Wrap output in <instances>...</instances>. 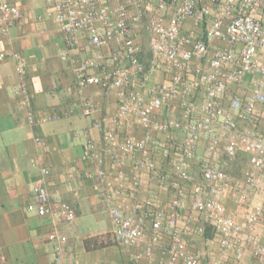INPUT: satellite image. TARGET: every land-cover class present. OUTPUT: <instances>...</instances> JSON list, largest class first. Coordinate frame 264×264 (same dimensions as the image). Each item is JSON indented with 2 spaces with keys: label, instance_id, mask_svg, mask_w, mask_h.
<instances>
[{
  "label": "built area",
  "instance_id": "1",
  "mask_svg": "<svg viewBox=\"0 0 264 264\" xmlns=\"http://www.w3.org/2000/svg\"><path fill=\"white\" fill-rule=\"evenodd\" d=\"M47 17L59 29L67 52L85 51L80 45L81 37L91 49L90 56L78 60L68 54L61 57L70 63L74 85L78 89L98 88L103 97L113 96L117 103L111 119L113 127H105L102 121L91 126L102 133L101 149L85 133L83 160L88 162L89 171L74 167L67 173V180L72 183L94 180L107 209L112 241L130 251L137 263L156 264L155 248L162 237H167L160 264H202L201 255L187 248L178 229L179 212L187 209L198 214L203 222V227H195V232L203 234L209 228L217 236L219 251L233 252L239 262L243 246L247 245L253 262L264 264V245L256 232L258 225L264 226V207L255 205L243 222L235 221L221 202L229 178L213 162L221 155L233 160L239 151L247 157L249 169L234 197L236 205H246L247 190L257 188L260 175H264V136L254 131L256 105L264 104V0H55ZM21 18L22 12L16 5L0 0V41L9 43L10 30ZM185 22L191 24L188 33L182 32ZM138 28L147 36V62L142 60V48L135 39ZM214 40L223 46L214 49L208 59ZM103 49H107V56ZM5 60L14 64L17 86L13 94L19 99L28 125L36 127L60 120L58 113H35L19 55L0 51V62ZM193 60L208 61L205 65H192ZM159 67L169 71V81L147 86L150 73ZM247 77L248 95H231L225 109L222 99L231 87H241ZM174 104L181 109L183 118L158 120V114L169 111ZM72 107H79L83 118L96 112L90 99H82ZM233 114L245 124L241 130ZM131 119L142 135L120 137L116 128ZM216 124L227 135L222 149ZM178 132L183 134L181 139ZM153 133L164 137L154 141L162 157L167 158L169 151L175 153L170 161L171 174L176 179L170 184L171 194L166 204L151 196L138 203L134 212L125 211L115 204V199L124 190V166L129 156H136L137 171L156 174L158 189L167 184L168 176L157 172L151 153ZM200 141L205 142L210 161L201 171L200 182H196L190 167ZM34 142L38 148L45 146L40 138ZM105 157L117 168L115 180L104 168ZM183 183L192 185L187 205ZM52 186L49 169L40 166L33 183L35 208L38 216L49 218L54 226L50 238L55 243L56 259L61 262L67 241L55 227L70 224L76 217L67 202L51 194ZM139 189L140 182L134 179L132 190L137 193ZM207 264L223 263L214 260Z\"/></svg>",
  "mask_w": 264,
  "mask_h": 264
},
{
  "label": "crops",
  "instance_id": "2",
  "mask_svg": "<svg viewBox=\"0 0 264 264\" xmlns=\"http://www.w3.org/2000/svg\"><path fill=\"white\" fill-rule=\"evenodd\" d=\"M4 1L16 5L22 12V18L11 28L9 43L5 40L0 41V51L5 54L14 52L19 55L26 71L29 95L35 113L40 116L58 113L61 119L36 127L28 125L24 112L20 108L19 99L13 94L17 86L14 64L11 60L0 62V264H96L101 257H96L94 254L99 252L96 250L100 247H94L89 241L98 236L103 229L90 233L86 230H88V224L102 222V227H107L110 234L107 209L98 195L92 178H87L81 183H72L67 180V173L74 167L89 171L88 162L83 160L85 133L97 147L100 149L103 147L102 133L92 129L91 126L96 121H102L105 127H113L111 119L117 109L116 100L113 96L103 97L98 88L78 89L74 85L70 63L62 61V55L68 54L70 58L78 60L81 57L90 56L92 52L84 37H81L80 45L85 48V51L67 52L65 50L59 29L47 17L55 0ZM191 29L189 22L183 23V33H188ZM140 31L146 36L143 29H136L135 39L138 43ZM220 46L223 44L216 40L212 41L207 58H211L214 49ZM103 52L106 56L108 55L107 49H103ZM141 58L147 62V48L142 49ZM207 61L193 60L192 65H205ZM169 79V71L165 67H159L155 72L150 73L147 86L165 83ZM188 79L192 77L189 76ZM239 88L231 87L228 95L222 99L225 109L231 95H243ZM82 99H90L96 106V112L90 118H83L80 108L72 107L73 103ZM179 109L177 104L170 109V116L173 119L183 118ZM174 110L177 112L171 114ZM255 111L261 112V119L264 118V104L256 105ZM163 113L164 110L158 114L157 118L159 119ZM232 116L237 126H245L238 119L237 114ZM116 130L120 137L126 134L136 137L142 135V131L133 119L123 122ZM215 130L220 137V149H222L227 135L223 133L219 124L215 125ZM261 133L264 134V124L261 125ZM182 136L183 134L178 132V139ZM162 137L163 135L158 133L152 135L151 153L157 172H160L159 166L162 161L156 153L158 148L155 147V142L160 138V141L164 140ZM35 138L44 141V148L36 146ZM198 154H205L210 159L204 141H200L196 149V155ZM40 156H42L41 159ZM135 160V155L127 158L124 166V190L121 196L115 199V204L128 212H134L136 205L148 197L155 195L161 200L168 198L165 188H157L156 174L137 171L134 167ZM217 160L216 162L219 161ZM40 166L50 171L51 180L54 182V186L50 189L51 194L67 202L73 208L76 217L70 224H59L55 227L59 235L67 241L63 248L64 256L61 262L56 259L55 243L50 238L54 226L49 218L38 216L35 208L33 183ZM104 168L111 179L115 180L117 168L108 157H105ZM263 177L264 175H260V178ZM134 179L140 182L137 193L132 190ZM236 184L238 182L235 177H229L221 202L226 213L235 221L243 222L252 206L235 204L231 189L234 188L232 185ZM241 184L243 185V180ZM254 190L248 193L251 203L258 202L260 199L257 192H253ZM183 210L179 212L180 217ZM136 212L144 213V211ZM104 215L107 216L106 220ZM178 222V227L183 226V230L178 228L183 233V237L188 236L187 248L201 255L202 264H207L211 260H217L223 264H255L249 246H243V258L238 262L233 252H221L216 249L217 251L214 250L212 253L211 250L205 249L201 235L195 232V228L194 233L187 230L190 226L189 221L179 218ZM192 226L190 227L193 229ZM256 232L261 244L264 245V226L258 225ZM167 239V237L161 238L155 248V259L165 256ZM190 241H192L191 245ZM86 244L89 245L86 246ZM121 249L124 248L121 247Z\"/></svg>",
  "mask_w": 264,
  "mask_h": 264
},
{
  "label": "rangeland",
  "instance_id": "3",
  "mask_svg": "<svg viewBox=\"0 0 264 264\" xmlns=\"http://www.w3.org/2000/svg\"><path fill=\"white\" fill-rule=\"evenodd\" d=\"M203 30V29H202ZM139 34V43L142 49H146L147 48V36H145L141 31L138 33ZM249 89H250V79L247 77L243 83V85L239 88L240 93L243 94L241 97H245L248 95L249 93ZM229 101V100H228ZM180 110V109H179ZM175 112L177 111H172L171 114H175ZM182 113V111H181ZM255 124H254V131L258 136H264V134L261 133V125L264 124V118L261 119V112H257L255 111ZM160 121L162 120H166V119H173L172 116H170V110H164V113L162 116L159 117ZM158 119V120H159ZM239 119V118H238ZM240 120V119H239ZM263 120V121H262ZM261 121L263 122L261 124ZM245 126L239 127L238 126V130H241L242 128H244ZM163 139V137H162ZM161 140V138H160ZM158 140V141H160ZM159 151V149H158ZM158 153V158L161 159V163L159 166L160 171H162L163 173H165L168 176V181L165 188V192H167L168 198L169 195L171 194V189H170V184L172 182H174L175 176L173 174H171V168H170V161L175 157L174 156V152L169 151V155L167 158L162 157V155L160 154V151ZM217 160V159H216ZM214 162V164L217 166V168L220 171H223L228 178L234 176L235 180L238 182V184L236 185H232L234 186V188L231 189V193H233L234 197L235 194L237 192V190L242 188V180L244 177V173L246 171H248L249 169V165L247 162V157H245V155H243L240 151L238 152V154L236 155L235 159L233 160H228L226 159L223 155L221 157L218 158V162ZM210 161V159L208 157H206L205 154L203 155H196L195 154V159L194 161L191 163V167H190V174L191 176L194 178V180L196 182H200V174L201 171L203 169V167L205 166V164ZM241 184V185H240ZM183 189L185 191V193L187 194V198H186V205L189 202V195L192 189V185L190 183H183L182 184ZM255 190L253 192H257V194L260 196V199L258 202L255 203H251V201H249L250 196L248 195L250 190L253 189H249L247 190V203L246 205H250V206H255V205H263L264 207V203H263V199H264V177L260 178L259 181V186L257 188H254ZM158 191V189H157ZM164 192V191H163ZM155 196V195H154ZM233 197V199H234ZM159 198V197H158ZM168 198L165 200H160L162 201V203L166 204L168 201ZM106 215H104V219L106 220ZM166 217V215H165ZM179 218H182L184 221H189V225L192 226L194 225L193 229L189 226V228L187 230L190 231V233H194L193 230L195 227H203V222L201 221L200 217L198 214H192L189 213L187 209H184L182 211V216ZM179 223V222H178ZM193 223V224H192ZM98 225H99V229H98ZM179 226V225H178ZM179 229L183 230V226L178 227ZM100 232V234L96 237H93L92 239H90L89 243L91 245H93L94 247H100L98 250L99 251L97 253H95L94 255L97 257H101L100 260H98V262H96V264H139L136 261H134L131 257V252L127 251L124 249H121V247L117 246L111 239V236L107 230V227H102V222L101 224H88V230H86V232L90 233V232H97L98 230H102ZM201 238H202V244L204 245L205 249H209L212 251L217 249V236L209 229V228H205V232L203 234H198ZM196 236V235H195ZM187 237L188 236H184V241L187 245ZM168 242V239H167ZM189 244V243H188ZM192 244V241H190V245ZM216 245V246H215ZM217 251V250H216ZM164 259V255H162L160 257V259H155L157 264H160V262H162ZM209 261V260H208ZM212 261V260H211Z\"/></svg>",
  "mask_w": 264,
  "mask_h": 264
},
{
  "label": "trees",
  "instance_id": "4",
  "mask_svg": "<svg viewBox=\"0 0 264 264\" xmlns=\"http://www.w3.org/2000/svg\"><path fill=\"white\" fill-rule=\"evenodd\" d=\"M204 232H205V230H204ZM89 244H86V246H88Z\"/></svg>",
  "mask_w": 264,
  "mask_h": 264
}]
</instances>
